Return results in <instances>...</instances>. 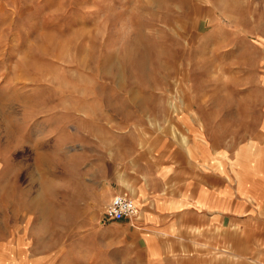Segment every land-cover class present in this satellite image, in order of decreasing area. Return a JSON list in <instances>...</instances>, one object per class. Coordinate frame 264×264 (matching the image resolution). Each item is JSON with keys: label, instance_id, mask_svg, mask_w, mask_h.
<instances>
[{"label": "rangeland", "instance_id": "374dc122", "mask_svg": "<svg viewBox=\"0 0 264 264\" xmlns=\"http://www.w3.org/2000/svg\"><path fill=\"white\" fill-rule=\"evenodd\" d=\"M193 140L261 164L264 0H0V264H148L117 162ZM219 232L173 258L264 264L257 219Z\"/></svg>", "mask_w": 264, "mask_h": 264}, {"label": "crops", "instance_id": "0c3cea01", "mask_svg": "<svg viewBox=\"0 0 264 264\" xmlns=\"http://www.w3.org/2000/svg\"><path fill=\"white\" fill-rule=\"evenodd\" d=\"M159 155L153 161L133 154L117 162L124 192L130 185L139 209L136 222L122 226L124 234L132 245L146 247L148 264H173L177 255L218 246L221 228L231 235L237 224L251 229L255 219L264 226V151L256 170L240 162L233 169L222 165L219 150L198 140ZM227 239L236 246L235 237Z\"/></svg>", "mask_w": 264, "mask_h": 264}, {"label": "built area", "instance_id": "2783aa9c", "mask_svg": "<svg viewBox=\"0 0 264 264\" xmlns=\"http://www.w3.org/2000/svg\"><path fill=\"white\" fill-rule=\"evenodd\" d=\"M137 213L136 201L125 194H115L106 207V216L109 219H123Z\"/></svg>", "mask_w": 264, "mask_h": 264}]
</instances>
